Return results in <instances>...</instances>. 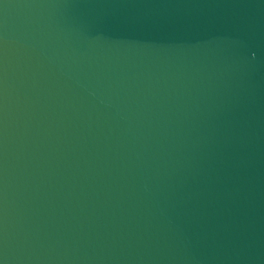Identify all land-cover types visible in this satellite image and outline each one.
Returning a JSON list of instances; mask_svg holds the SVG:
<instances>
[{
	"label": "water",
	"instance_id": "obj_1",
	"mask_svg": "<svg viewBox=\"0 0 264 264\" xmlns=\"http://www.w3.org/2000/svg\"><path fill=\"white\" fill-rule=\"evenodd\" d=\"M0 264H264V0H0Z\"/></svg>",
	"mask_w": 264,
	"mask_h": 264
}]
</instances>
